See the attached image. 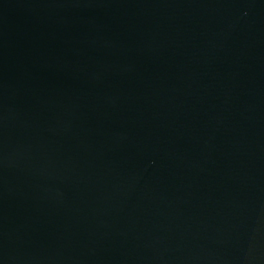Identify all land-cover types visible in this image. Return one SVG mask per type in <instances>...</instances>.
Returning a JSON list of instances; mask_svg holds the SVG:
<instances>
[{
  "label": "water",
  "instance_id": "water-1",
  "mask_svg": "<svg viewBox=\"0 0 264 264\" xmlns=\"http://www.w3.org/2000/svg\"><path fill=\"white\" fill-rule=\"evenodd\" d=\"M0 264H264V0H0Z\"/></svg>",
  "mask_w": 264,
  "mask_h": 264
}]
</instances>
